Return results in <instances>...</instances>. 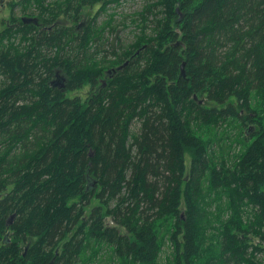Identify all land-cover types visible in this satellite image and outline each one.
I'll return each mask as SVG.
<instances>
[{
    "label": "trees",
    "instance_id": "1",
    "mask_svg": "<svg viewBox=\"0 0 264 264\" xmlns=\"http://www.w3.org/2000/svg\"><path fill=\"white\" fill-rule=\"evenodd\" d=\"M114 2H8L0 264H264V0L148 1L106 50Z\"/></svg>",
    "mask_w": 264,
    "mask_h": 264
},
{
    "label": "rangeland",
    "instance_id": "2",
    "mask_svg": "<svg viewBox=\"0 0 264 264\" xmlns=\"http://www.w3.org/2000/svg\"><path fill=\"white\" fill-rule=\"evenodd\" d=\"M9 1L10 0L0 1V30L3 28L4 22L8 20L12 15L11 13H14L17 16L21 14V10L18 6H15L13 8V11H11V8L9 7V3H8ZM148 1H152V0H120V2L118 3L114 2L113 4L109 5L105 11L99 12L95 20L96 23H102L104 21H107L109 20V14L113 15L111 19L112 27L111 28L107 27L102 34V38L98 40L97 44L100 45V48L104 47L106 48V50H110L116 44V40H118L119 48H122L126 44H129L131 41H133L135 37V33L139 32L138 28L141 25L140 12L142 11L144 5ZM28 10H32V9L29 8ZM28 10L26 13H24L25 16H34ZM97 10H98V5H95L94 7L87 9L86 10L87 15L83 16L82 20H87L88 18H91L97 12ZM104 53L107 55L110 54V52L101 51V54ZM58 84L60 85L62 84V81L59 79H58ZM87 89L88 87L84 86L79 90L77 89L74 91H70L69 95L71 97L79 95L80 97L83 98ZM139 125H140V121L138 119L132 120L130 125V130L132 132H138ZM237 131H238L237 129L233 130L234 133ZM208 134L211 137V139L215 141L212 145V148L217 156L220 153V147H221L220 143H224V142L226 143L223 144L221 149L224 152V154H225V150H230L231 157L239 149L238 143H233L232 145H230L228 144L227 141H225V136L223 131L215 132L214 130H211L208 132ZM132 150H133L132 152L134 153L136 150L135 146L132 148ZM129 175L130 174L128 172V176ZM161 184L162 183H160L159 185ZM172 255H173V246L171 242L167 241L166 239L165 243L162 246V250L159 254V258L157 260L158 264H171ZM257 256H260V252L257 253ZM99 264H113V262L106 257V254H103V258Z\"/></svg>",
    "mask_w": 264,
    "mask_h": 264
},
{
    "label": "water",
    "instance_id": "3",
    "mask_svg": "<svg viewBox=\"0 0 264 264\" xmlns=\"http://www.w3.org/2000/svg\"><path fill=\"white\" fill-rule=\"evenodd\" d=\"M21 19L23 21H25V22H36L37 21L36 20V17H26V16H23ZM183 65H184V62H182V64H181V70H183ZM118 69H121V65L118 66L117 68H115V67L109 68V69L106 70V72L111 76L112 73H115L116 70H118Z\"/></svg>",
    "mask_w": 264,
    "mask_h": 264
},
{
    "label": "flooded vegetation",
    "instance_id": "4",
    "mask_svg": "<svg viewBox=\"0 0 264 264\" xmlns=\"http://www.w3.org/2000/svg\"><path fill=\"white\" fill-rule=\"evenodd\" d=\"M125 62H126V61H125ZM123 65H124V64H123ZM123 65H121V67H122ZM117 67H118V66H116V68H117ZM116 72H117V71H116ZM107 74H108V73H107ZM107 74H106V75H107ZM112 74H113V73H112ZM108 75H109V74H108Z\"/></svg>",
    "mask_w": 264,
    "mask_h": 264
}]
</instances>
